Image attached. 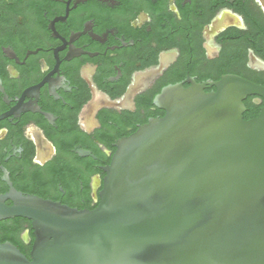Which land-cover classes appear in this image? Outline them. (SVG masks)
<instances>
[{
  "label": "flooded vegetation",
  "instance_id": "obj_1",
  "mask_svg": "<svg viewBox=\"0 0 264 264\" xmlns=\"http://www.w3.org/2000/svg\"><path fill=\"white\" fill-rule=\"evenodd\" d=\"M227 75L264 87V0H0V196L94 209L117 142L165 116L162 91ZM243 104L249 120L264 101ZM33 240L29 220L0 221L28 259Z\"/></svg>",
  "mask_w": 264,
  "mask_h": 264
},
{
  "label": "water",
  "instance_id": "obj_2",
  "mask_svg": "<svg viewBox=\"0 0 264 264\" xmlns=\"http://www.w3.org/2000/svg\"><path fill=\"white\" fill-rule=\"evenodd\" d=\"M216 89L166 87L165 116L117 142L92 210L1 195L0 221L29 220L34 240L30 259L0 243V264H264V106L243 119L264 87L227 75Z\"/></svg>",
  "mask_w": 264,
  "mask_h": 264
}]
</instances>
